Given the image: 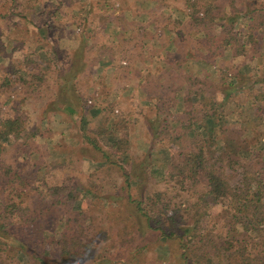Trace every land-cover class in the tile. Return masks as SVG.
Here are the masks:
<instances>
[{
	"label": "trees",
	"instance_id": "trees-1",
	"mask_svg": "<svg viewBox=\"0 0 264 264\" xmlns=\"http://www.w3.org/2000/svg\"><path fill=\"white\" fill-rule=\"evenodd\" d=\"M30 1L0 0L8 13L25 18L31 8L38 18L26 22L19 56L11 62L5 52L0 59V262L139 264L142 245L133 240L145 226L173 241L181 264H264V67L251 72L218 59L224 50L258 58L264 0H153L165 19L162 6L178 10L165 23L173 28L175 48L164 55L163 82L150 80L148 107L134 117L115 110L111 115L113 100H105L109 88L103 85L99 102L86 106L88 84L98 76L94 63L106 53L92 49L82 25L80 33H70L73 45L61 43L64 22L38 13ZM53 7L51 15L64 10ZM82 21L89 25L91 18ZM126 41L138 43L133 34ZM42 54V63L36 62ZM134 56L144 54L134 50ZM193 62L212 65L215 74L206 67L194 72ZM125 63L113 65L120 72ZM27 100L40 101L37 122L23 108ZM177 102L181 109L172 110ZM56 111L85 118L81 142L96 155V167L119 177L113 190L47 180L48 164L70 159L61 150L58 161L45 162L34 140L43 132L41 118ZM94 115L96 123L90 122ZM135 122L147 143L139 151L131 148ZM163 153L162 165L157 161ZM154 165L163 166L158 176L165 186L149 191ZM81 194L86 201L74 205ZM215 203L221 204L223 231L200 224Z\"/></svg>",
	"mask_w": 264,
	"mask_h": 264
},
{
	"label": "rangeland",
	"instance_id": "rangeland-1",
	"mask_svg": "<svg viewBox=\"0 0 264 264\" xmlns=\"http://www.w3.org/2000/svg\"><path fill=\"white\" fill-rule=\"evenodd\" d=\"M219 2L223 3L222 0H219ZM176 5H179L178 3H174ZM226 4V3H223ZM42 7V10H41ZM39 6L40 11L38 13L44 12L48 15H51L50 11L54 8L51 5H45V6ZM62 7V6H61ZM65 10H63V15L65 17V21H61L60 23L64 22L65 26H68V28H71V31L73 33H80L79 30L82 28L81 25L84 27V35L87 37L88 42L92 43V49L96 52H99L102 48L103 50L109 49L110 57L109 61L107 63L113 64L117 57L121 54L122 56H132V52L126 51L124 49L125 44L127 43L126 39L118 40V39H112L109 41L106 34L103 33L100 15L102 12V5H91L89 3H85L81 6H74L70 8V6H65ZM166 9L165 11H170L172 14H176L178 10L170 9L169 6H163ZM241 5H239V8ZM7 5L3 6V4L0 5V59L2 60L5 52H8L7 58L12 62L16 57L19 56L18 48L20 45H23L21 43V36L23 34L28 33V29L26 27L27 21L25 18H22L21 15L15 14V13H8L6 10ZM17 8V6H15ZM169 8V9H168ZM226 8V6H225ZM37 9V10H38ZM63 9V8H62ZM36 10V11H37ZM31 10L27 11L25 9V13L29 14ZM79 18L78 21H74V18L71 17V15ZM91 18V22L89 25L92 26V31L89 30V25L85 24V21H82L83 17ZM48 18V16H46ZM62 18V17H61ZM59 19V18H58ZM26 24H25V23ZM20 24V25H19ZM23 24V26L21 25ZM15 25L18 26V30L15 29ZM89 30V31H88ZM19 31V32H18ZM33 33V32H30ZM72 33V34H73ZM110 38V37H109ZM75 37L74 35H70L68 37H65L63 39H60V42L64 45H69L74 43ZM111 39V38H110ZM18 44V48L17 45ZM102 44V45H101ZM108 44H111L109 46ZM120 48V49H119ZM20 50V49H19ZM21 51V50H20ZM22 52V51H21ZM223 54L218 57L219 60H222L221 63H228V64H238L239 68L258 71L259 68L264 67V44L261 45V54L256 57H249L251 52H247L243 55L238 56H231L230 53L227 50H224L222 52ZM253 56V55H252ZM45 55H40V58L38 57L36 59V62L42 63ZM6 58V59H7ZM125 57H123L124 60ZM218 60L215 61V64ZM120 62V61H119ZM122 62V61H121ZM124 63V62H122ZM95 71L98 76L93 79V84H88V93L89 95L86 97L85 104L86 106H95V103H98L100 98L98 95H95L91 93L92 89H97V85L99 83H102L101 78H99V70L101 68V65L104 64L103 59L100 57L97 62L95 61ZM93 65V64H92ZM201 66V63H194L192 64V68L195 72H197V67ZM206 71L210 73V75L215 74V69L210 64H205ZM115 70H119L118 68ZM178 79V76L175 78ZM91 82V81H90ZM96 83V85H95ZM119 84V85H116ZM103 88H109L107 98L105 100H113V109L111 115L116 116L117 112H121L123 114L131 113L132 116H137L140 114V111H145V107L147 106V100L146 98L149 95H146L145 97L142 96H129V95H123L121 92L122 85L117 82H107L106 85L102 84ZM95 86V87H94ZM118 86L119 93L117 95L115 87ZM113 89V90H112ZM40 101H33V100H27L23 104V108L25 112L28 113V118L30 120L38 121V113H39V105ZM148 107V106H147ZM179 110L181 109L180 102H177L174 107H172V110ZM117 112H115V111ZM86 117L89 118V114H86ZM98 115H94L90 122L96 123ZM84 117H80L78 114H74L72 116V119L69 118L67 113L62 111H56L53 114L46 115L45 118H41L40 120V127L42 128V133H39L35 135L34 140L41 144L39 148L43 150L44 153V160L45 162L49 160H55L58 161L60 158V152H63L61 150L67 151L68 153L66 156H68L69 162L62 166H54L53 163H50L46 166L45 169V177L49 181H63V182H70V181H80L82 183L91 185L90 187L93 189V191L98 193H104L108 190H113L114 186L119 182V177L115 176L114 174H111V176H108L103 173L102 169L100 167H96V161L92 157H96V155L90 151L86 150L84 147V144L81 142L80 138V129L82 126L81 119ZM256 123V122H255ZM132 127V135L131 140L132 144L130 147L134 151H139L141 148H144L146 146V143L139 137V131L140 127L138 123H133ZM138 129V132H137ZM131 144V142H130ZM8 147H5L3 156L5 153V157L7 158L9 155ZM42 152V151H41ZM34 157V155H33ZM166 158V155L160 154L158 157L157 163H164V159ZM71 160V161H70ZM160 165H154L151 170H149V173H151V179L156 180L154 181V185H152L149 189V191H152L153 189H160V186H165L160 181L159 170H162L163 166ZM71 177V179H69ZM163 184V185H162ZM169 185H166L167 188ZM169 190V189H168ZM84 194H81L78 199H76L75 204L77 205L78 202L86 201V197L83 196ZM221 209L220 203L212 204L207 208L206 214H204L200 218V224L204 228L206 227H212L214 230L222 229L221 221L222 217H219V212ZM140 225V224H139ZM142 225V222H141ZM136 226V225H135ZM142 226L140 227L139 231H137L134 235V240L132 236L130 237L131 241L133 240L137 244H141L142 247L140 251L138 252L139 255L135 257V262H139V264H181V261L179 260V250L176 248V245L173 243L171 239H165L164 237H161L155 230L147 229L145 226L142 228V231L140 233ZM138 229V228H137ZM225 229V227H224ZM3 263V262H2ZM0 262V264H2ZM3 264H19L18 262H15L14 259H7Z\"/></svg>",
	"mask_w": 264,
	"mask_h": 264
},
{
	"label": "crops",
	"instance_id": "crops-1",
	"mask_svg": "<svg viewBox=\"0 0 264 264\" xmlns=\"http://www.w3.org/2000/svg\"><path fill=\"white\" fill-rule=\"evenodd\" d=\"M30 3L35 6H43V4L47 5L48 3L53 6H59L60 8L62 6L64 10L66 8L65 6L72 8L77 5H84L85 3L102 5V12L99 18L101 20L102 30L104 31L103 33L106 34L109 41L115 38L118 39V37L127 39L131 34L138 39L137 44L127 42L124 49L129 51V53L130 51L133 53L136 50L137 52L143 53L144 57H131L130 54L129 57L122 56L124 53H121L117 59L120 62H126L125 64L127 65L124 67L121 66L123 69L119 67L121 68L120 72H118L119 70H115L116 66L112 62L107 63L110 57L109 49L107 48L103 51V53H106L101 55L104 64L101 65L99 70V78H101L102 83H99L97 85L98 87L102 84L106 85L107 82H117L122 85L120 90L123 95L145 97L147 95L146 86L150 85L149 82H151V79L152 81H156L157 77H160L158 83L163 82L162 80L165 78L163 72L166 71L165 67L167 66L164 62V55L175 48L173 41L169 39L174 34L173 28L165 23L168 22V19L175 17L176 14L178 15V12L172 14L168 10L165 11L164 9L166 8L162 6L160 8L161 11L165 15H168V18L165 19L164 15L157 14V11L154 9L155 3L153 0H32ZM30 9L27 10L29 11ZM57 12L55 15L45 13H42V15L48 16L50 19L59 18L60 21H64L66 16L63 15V11L59 9ZM34 15L32 12L26 14V21L29 23L38 21V18L35 19ZM37 16L39 17V15ZM40 26H43V23ZM63 31L64 35L60 39L70 36L72 32L68 26H65V30ZM163 40H165L164 43ZM107 53H109V57H107ZM146 53L148 55H145ZM123 57H125L124 60ZM197 63L200 64V62ZM204 67L205 64L197 67L198 74H200V70H204ZM96 73L98 72L96 71ZM116 92L118 95L119 90L116 89ZM96 93L101 98L98 90ZM139 137L146 143L142 136L139 135ZM144 148H141V150Z\"/></svg>",
	"mask_w": 264,
	"mask_h": 264
},
{
	"label": "built area",
	"instance_id": "built-area-1",
	"mask_svg": "<svg viewBox=\"0 0 264 264\" xmlns=\"http://www.w3.org/2000/svg\"><path fill=\"white\" fill-rule=\"evenodd\" d=\"M123 62V61H122Z\"/></svg>",
	"mask_w": 264,
	"mask_h": 264
}]
</instances>
